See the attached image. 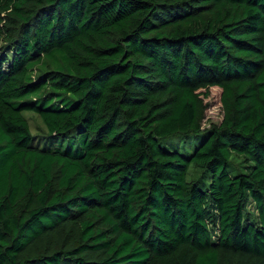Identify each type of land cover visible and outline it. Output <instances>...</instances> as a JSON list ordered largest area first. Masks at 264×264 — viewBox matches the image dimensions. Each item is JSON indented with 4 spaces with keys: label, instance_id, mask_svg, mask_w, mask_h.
<instances>
[{
    "label": "trees",
    "instance_id": "trees-1",
    "mask_svg": "<svg viewBox=\"0 0 264 264\" xmlns=\"http://www.w3.org/2000/svg\"><path fill=\"white\" fill-rule=\"evenodd\" d=\"M0 264H264V0H0Z\"/></svg>",
    "mask_w": 264,
    "mask_h": 264
},
{
    "label": "rangeland",
    "instance_id": "rangeland-1",
    "mask_svg": "<svg viewBox=\"0 0 264 264\" xmlns=\"http://www.w3.org/2000/svg\"><path fill=\"white\" fill-rule=\"evenodd\" d=\"M222 90L220 88H211L210 96L205 100L207 110L202 127L207 129L212 125H219L224 117L222 103H221ZM25 117L30 123L33 135L36 138V145H43L46 140H42L45 135V126L41 118L34 113H25ZM41 144V145H40Z\"/></svg>",
    "mask_w": 264,
    "mask_h": 264
}]
</instances>
